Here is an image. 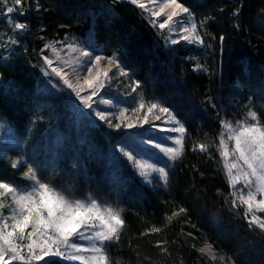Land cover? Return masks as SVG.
I'll use <instances>...</instances> for the list:
<instances>
[{"label": "trees", "instance_id": "1", "mask_svg": "<svg viewBox=\"0 0 264 264\" xmlns=\"http://www.w3.org/2000/svg\"><path fill=\"white\" fill-rule=\"evenodd\" d=\"M178 1L194 16L201 46L169 44L126 0H28L24 30L9 29L0 17L15 50L0 60V119L25 146L16 169L0 149V180L23 184L31 165L73 196L122 210L125 225L108 250L110 264H264V233L233 205L217 150L221 121H242L251 109L264 123V0ZM69 38L90 39L95 50L115 56L137 94L169 107L184 125L183 154L166 184L144 183L117 149L122 143L137 153L132 134L78 120L67 99L49 91L41 70L45 45ZM198 143L209 150L194 151ZM206 245L211 250L202 254Z\"/></svg>", "mask_w": 264, "mask_h": 264}, {"label": "snow or ice", "instance_id": "2", "mask_svg": "<svg viewBox=\"0 0 264 264\" xmlns=\"http://www.w3.org/2000/svg\"><path fill=\"white\" fill-rule=\"evenodd\" d=\"M6 5L14 4L22 5V0H3ZM133 4H137L141 9H146V2L157 5L155 10L146 9L151 12L153 17L165 15L166 19L159 23V28L164 29L169 26V22L178 16L179 13H186L191 16L189 8L185 7L177 0H131ZM167 10V11H166ZM16 11L13 6H7V14ZM206 21H202L199 27H203ZM14 27L18 30H24V23H15ZM182 31L186 33L181 39L185 41L203 43V39L198 31V25L192 22L189 27L181 26ZM221 40L224 38L221 37ZM171 43H177L172 40ZM73 48L72 45H68ZM45 48H51L53 52L55 47L46 44ZM75 51V48H73ZM82 56L98 63L105 59L96 55L93 57L90 52H82ZM109 65H114L122 75H127L120 68L119 62L115 57L107 58ZM47 65L53 63L47 56L44 57ZM202 65L197 64L196 68L200 69ZM53 73L61 76V72L52 69ZM91 71V69H87ZM66 75V74H65ZM104 77H108V71L103 73ZM63 79V77H62ZM64 83L73 88V85L67 79ZM84 83L89 89H92L91 95L81 97L80 92L76 95L80 98L82 104L91 108L90 101L98 94L97 88H103L104 84L99 80V73L96 77L85 79ZM137 87L140 82H135ZM75 90V89H74ZM104 103H108L104 101ZM145 108V104L141 102L137 108L131 109L136 112ZM158 109L160 113L167 114L169 121L174 127L168 129L170 132L180 133L181 136L173 137V142L178 147H164L155 145L160 148L169 159L175 160L183 154V134L186 132L183 124L172 113L171 109L158 103H150L147 113L143 116L142 122H127L126 127L131 129L142 126L143 124H151L148 114H152L153 110ZM129 111L125 109L121 112ZM109 112L97 111L96 116L100 120H107ZM159 119V116L155 117ZM223 131L219 134V145L217 150L220 152L223 160L228 161L229 157L233 159L225 164L226 174L230 187L236 188L241 185L240 194L234 195L232 201L236 205L239 200L240 204L247 206L245 218H249V226L257 227L264 233V216L257 213L264 212V123L261 122L260 116L256 111L249 109L248 113L242 121L232 122L221 121ZM111 127L120 129L122 124L117 123ZM229 142L233 147L229 150ZM193 150L207 152L209 145L207 143H198ZM124 155L129 161L140 170V175L148 178L152 172L158 173L159 178L163 182L168 180V172L163 167H155L154 165L144 163L137 160L133 154L125 152ZM20 161H13L11 167L18 168ZM27 181L24 185L13 184L10 181L0 180V264H12L14 261L21 264H32L34 261H43L44 264H52L51 260H44L45 257H62L69 261H78L80 264H110L111 256L109 253L110 246L120 240L122 229L125 221L122 217V210L117 211L111 207H104L95 199L89 198L87 201L74 199L63 191L58 190L55 186L39 177L37 170L28 165L22 174ZM149 182H151L149 180ZM247 190V195L244 191ZM258 196L260 198H258ZM180 209V212H185ZM177 213H173V216ZM172 217H169V221ZM152 231L159 232V228ZM191 235V234H189ZM27 241V243H22ZM86 241L87 244L80 243ZM27 249L25 255L22 249ZM206 250H211V245L200 248L203 254ZM87 253V255H85ZM212 259H215L213 256Z\"/></svg>", "mask_w": 264, "mask_h": 264}, {"label": "rangeland", "instance_id": "3", "mask_svg": "<svg viewBox=\"0 0 264 264\" xmlns=\"http://www.w3.org/2000/svg\"><path fill=\"white\" fill-rule=\"evenodd\" d=\"M26 1L22 0V5L16 6L14 4L6 5L3 3L0 7V17L4 19H8V28L16 29L14 27L15 23H22L20 18H22L26 11ZM131 2V0H126ZM146 2V0H145ZM178 3H180L177 0ZM132 3V2H131ZM133 4V3H132ZM138 6L137 4H134ZM7 6H13L16 8L11 14H7L6 8ZM139 7V6H138ZM157 5H153L151 3L146 2V9H153ZM140 8V7H139ZM141 9V8H140ZM141 9L146 17L151 21V23L160 31V33L165 37L167 42L171 45H176L179 43H187L193 44L195 46H201V43L185 41L181 39L183 35H186L182 31L181 26L189 27L192 22H195L194 16L191 14L189 16L186 13H179L178 16L173 18V21L169 22V26L160 29L159 23L163 22L166 19L165 15H161L160 17H153L151 12ZM167 11V10H166ZM172 40H176L177 43H171ZM92 41L90 39H80V38H69L62 42L53 43L52 46L55 47L56 51L53 52L51 48H47L45 54L43 56V64L41 67L42 77L45 81L46 86L49 91L54 93L56 96H64L68 103H70L71 108L74 110L73 112L78 117V120L81 119H90L92 124L96 122L105 125L109 130H112L115 133H124L127 136L131 137L133 135V142L140 146L137 153L134 152L133 149L128 145L118 144L117 149L121 154L126 158L131 167L135 170L141 180L148 184L152 185L155 182H162L166 184L159 178V174L152 172L151 169H147L151 175L146 179L140 175V170L134 165L133 162L129 161L128 158L124 155L125 152L133 154V156L144 163L154 165L155 167H163L169 174V168L176 160L169 159L168 155H166L160 148H157L155 145L159 144L162 148L164 147H178L173 142V137L181 136L180 133L170 132L168 129L174 127L173 123L169 121L167 114L160 113L158 109L153 110L152 114L149 115V119L151 120V124H143L142 126L127 128L125 125L127 122L137 123L138 119L142 122L143 116L147 113V108L150 106V103L143 99V97L139 96L136 92V87L129 81L128 73L123 69L120 65V68L123 69L127 75H122L121 72L114 66L109 65L107 58L115 57V56H107L104 53L95 50L92 47ZM68 45H72L75 48H69ZM13 49V40L11 38V34H7L0 30V60H9L11 56L14 54ZM90 52L93 57L96 55L102 56L105 59L101 60L98 63H93L91 59L84 57L81 55L82 52ZM47 56L50 60L53 61L51 66L47 65L44 61V57ZM116 58V57H115ZM117 60V58H116ZM118 61V60H117ZM120 64V63H119ZM55 68L61 72V76H57L53 73L52 69ZM91 69V71H87V69ZM108 71V77H104L103 73ZM99 73V80L104 84V87L97 88L98 94L92 98L90 103L92 104L91 108L86 107L81 103L80 98L76 95V92H80V96H88L91 95L92 89H89L88 86L84 83L85 79H91L97 76ZM66 74V75H65ZM63 77V79H62ZM64 79L70 81L73 85V88H69L65 83ZM75 89V90H74ZM107 101L108 103H104ZM143 102L145 104V108L139 111L133 112L131 109L137 108L138 105ZM156 103V102H154ZM160 104V103H158ZM163 105V104H161ZM164 106V105H163ZM125 109H129V111L124 112L123 116H121V112ZM97 111L109 112L110 115L107 117V120H100L96 116ZM173 113V112H172ZM159 116V119L155 117ZM176 116V115H175ZM177 118V117H176ZM178 119V118H177ZM179 120V119H178ZM109 121L112 125L117 123H121L122 126L120 129H116L115 127H111L109 125ZM180 121V120H179ZM181 122V121H180ZM232 122V121H227ZM235 125V122H232ZM184 126V125H183ZM185 128V127H184ZM141 132H145L148 135H141ZM139 134V135H136ZM152 136V137H149ZM185 133L183 134V144H184ZM229 150L233 147L232 142L228 144ZM24 145L21 140L15 134L13 128L5 121L0 119V149L4 151L6 154L12 157L11 162L20 161L22 165V154L24 153ZM233 158L229 157L228 161H224V165L230 162ZM20 165V166H21ZM149 180L151 182H149ZM15 184L14 182H12ZM27 181L23 184L24 185ZM54 186V185H53ZM56 187V186H55ZM57 188V187H56ZM60 191L65 192L70 195L74 199H80L87 201L89 198L95 199L93 197L86 198H78L69 194L68 192L57 188ZM241 185H237L236 188H233L234 194L238 196L240 194ZM244 195H247V190L244 191ZM258 198H260L258 196ZM234 199V195H233ZM98 203L102 204L104 207H111L110 205L105 204L102 201L95 199ZM236 205H240L244 207L247 211V206L240 204L239 200L236 201ZM114 210L116 208L111 207ZM259 216H264V212L257 213ZM251 213H249L250 219ZM22 243H27L24 241ZM80 243L87 244L86 241H80ZM23 253L27 255V249H22ZM87 255V253H85ZM61 260L66 264H80L78 261H69L62 257H45L44 260ZM223 264H231L224 259H221ZM12 264H21V262L14 261ZM32 264H44L43 261H34Z\"/></svg>", "mask_w": 264, "mask_h": 264}]
</instances>
